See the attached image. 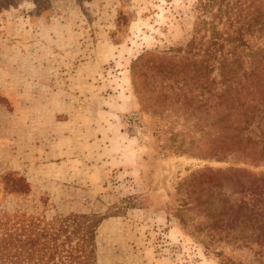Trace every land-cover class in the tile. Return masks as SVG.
<instances>
[{
  "label": "rangeland",
  "instance_id": "rangeland-1",
  "mask_svg": "<svg viewBox=\"0 0 264 264\" xmlns=\"http://www.w3.org/2000/svg\"><path fill=\"white\" fill-rule=\"evenodd\" d=\"M197 3L0 0V213L96 214L93 264H264L182 202L191 174L264 171L197 155L209 116L150 69L183 55ZM8 172L29 192L4 188Z\"/></svg>",
  "mask_w": 264,
  "mask_h": 264
},
{
  "label": "trees",
  "instance_id": "trees-1",
  "mask_svg": "<svg viewBox=\"0 0 264 264\" xmlns=\"http://www.w3.org/2000/svg\"><path fill=\"white\" fill-rule=\"evenodd\" d=\"M197 9L192 37L179 48L183 55L160 57V65L151 61L150 69L161 81L170 79L167 87L195 104L198 114L209 116L205 149L197 155L221 159L238 153L264 164V0H198ZM2 182L9 192L30 190L25 177L13 172ZM180 187L182 202H193L207 229L256 244L264 259V171H200ZM100 221L94 213L47 218L1 211L0 264H93Z\"/></svg>",
  "mask_w": 264,
  "mask_h": 264
}]
</instances>
